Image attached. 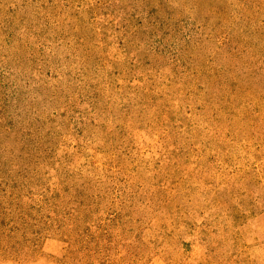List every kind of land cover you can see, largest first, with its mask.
I'll list each match as a JSON object with an SVG mask.
<instances>
[{
	"label": "rangeland",
	"instance_id": "obj_1",
	"mask_svg": "<svg viewBox=\"0 0 264 264\" xmlns=\"http://www.w3.org/2000/svg\"><path fill=\"white\" fill-rule=\"evenodd\" d=\"M0 264H264V0H0Z\"/></svg>",
	"mask_w": 264,
	"mask_h": 264
}]
</instances>
